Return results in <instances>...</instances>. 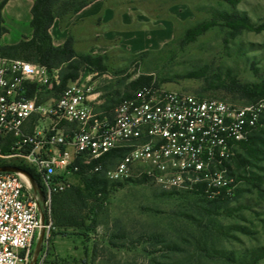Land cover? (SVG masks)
Instances as JSON below:
<instances>
[{"label": "rangeland", "instance_id": "rangeland-1", "mask_svg": "<svg viewBox=\"0 0 264 264\" xmlns=\"http://www.w3.org/2000/svg\"><path fill=\"white\" fill-rule=\"evenodd\" d=\"M110 3L117 19L122 11H132L129 26L116 21L109 29L116 34L133 31L127 39L136 50L122 45L116 34L110 39L94 38L93 24L79 27L69 10L57 11L49 28L53 47H62L68 40L74 51L54 69L60 76L71 70L70 64L77 66L76 78L91 88L94 111L113 108L132 90L130 82L141 75H151L163 90L235 105L253 102L221 85L229 81L225 73L239 84L264 80V31L242 30L232 35L222 25L221 16L233 14L255 25L264 23V0H238L235 5L226 0ZM209 19L219 25L192 42L182 41L187 28ZM138 30L159 33L147 37ZM85 54L103 56L104 70L81 62L78 55ZM202 71L206 78L194 76ZM57 95V90L48 91L41 99ZM261 118L264 120V113ZM254 131L264 139L263 123ZM231 167L236 176L264 177V160L249 161L240 145ZM92 177L106 181L105 193L91 185L88 179ZM136 179L114 182L101 174L69 175L66 188L51 200L52 225L32 264H240L238 255L264 247V193L244 180L238 182V196L233 201L210 205L192 193L168 192ZM261 188L264 191V183ZM64 218H74L75 225H59ZM35 244L36 240L32 249ZM257 264H264V259Z\"/></svg>", "mask_w": 264, "mask_h": 264}, {"label": "built area", "instance_id": "built-area-1", "mask_svg": "<svg viewBox=\"0 0 264 264\" xmlns=\"http://www.w3.org/2000/svg\"><path fill=\"white\" fill-rule=\"evenodd\" d=\"M59 85L56 69L0 54V167L24 164L34 174L0 172V264H30L34 241L49 235L52 197L71 174L232 195L228 166L264 113V99L235 105L163 90L153 80L108 111L93 110L91 88L78 78L42 101Z\"/></svg>", "mask_w": 264, "mask_h": 264}, {"label": "trees", "instance_id": "trees-1", "mask_svg": "<svg viewBox=\"0 0 264 264\" xmlns=\"http://www.w3.org/2000/svg\"><path fill=\"white\" fill-rule=\"evenodd\" d=\"M93 0H33V6L31 8L32 19L30 22L32 28V35L29 39L22 40L14 45L0 46V54L8 58L23 59L26 61L36 62L42 65H45L49 70L54 69L62 62H67L74 55V51L70 46L69 41L67 40L62 47H53L51 44V37L49 34V28L53 19L56 17V12L65 13L66 10L68 14L73 15L77 13L82 7L92 2ZM231 5H235L238 0H226ZM5 0H0V10L3 6ZM223 20V26L230 29L232 35L240 32L242 30L259 33L264 31V23L253 24L248 21L245 17L237 16L233 14H224L221 16ZM1 22V17H0ZM219 25L215 19H209L201 21L194 26L187 28L184 32L182 41L184 43H189L195 40V38L209 28ZM3 29L0 28V31ZM78 58L81 62L87 66L98 70L99 72L104 70L103 56L101 55H78ZM70 71L60 73V85L56 90L63 87L68 80H75L77 77V66L75 64H70ZM196 77H204L207 75L205 71H202L200 74L194 75ZM225 77H229L227 84L223 83L221 87L224 89H229L233 92L240 93L244 95L250 101H258L264 99V80L239 84L228 73H225ZM152 81L151 75H141L132 82H130V87L135 88L138 85L146 84ZM31 95V92H29ZM129 96V92L125 93L121 98H126ZM119 100V101H120ZM263 123L264 120L260 118L259 125ZM240 146H243L245 154L249 161L258 163L264 160V139L262 138L259 132L254 130L248 135L247 140L239 143ZM116 154V153H115ZM19 168L33 174V170L24 165H18ZM229 174L235 177L236 187L233 189V194L229 195L226 189H223L221 193L215 198L202 197L193 192L200 200L206 202L210 205H222L230 201H233L238 196L237 184L239 181L244 180L246 183L257 189L260 193H264L262 190V185L264 183V177L261 176H251L246 178L245 176H236L232 173L231 164L228 166ZM82 173V172H81ZM130 180V179H127ZM136 180H141L143 182H148L146 178L141 177ZM91 185L96 188L98 192H106V181L100 178L92 177L88 179ZM53 198V197H52ZM59 225L73 226L75 225V219L64 218ZM242 230V228H241ZM243 257V258H242ZM236 262L240 264H257L258 261L264 259V247H257L251 250H248L245 256L241 254L238 255Z\"/></svg>", "mask_w": 264, "mask_h": 264}, {"label": "crops", "instance_id": "crops-1", "mask_svg": "<svg viewBox=\"0 0 264 264\" xmlns=\"http://www.w3.org/2000/svg\"><path fill=\"white\" fill-rule=\"evenodd\" d=\"M32 6L33 0H5L0 10V28L3 29L0 31V46L14 45L31 37L32 28L30 22L32 19ZM113 7L110 0H93L73 14L72 21L77 22L79 27L88 23L93 24L94 30L92 35L94 38L110 39L116 34L115 31L109 29L113 23L117 21L122 27H127L133 22L132 11L128 9L122 11L117 19ZM99 28H103V30ZM116 32L122 45L131 50L138 48L131 47L127 39V35L133 31L123 30ZM137 32L147 37L154 33H159L150 31L148 34H145L141 30Z\"/></svg>", "mask_w": 264, "mask_h": 264}, {"label": "water", "instance_id": "water-1", "mask_svg": "<svg viewBox=\"0 0 264 264\" xmlns=\"http://www.w3.org/2000/svg\"><path fill=\"white\" fill-rule=\"evenodd\" d=\"M3 172V171H7V172H15V171H21L19 168L17 167H14V166H2L0 167V172ZM23 173H25L29 179V181L31 182V184H33V179L32 177L27 174L26 172L22 171ZM42 238H43V233L40 234L38 240L36 241V244L34 246V250H33V254H32V258H31V262L30 264L34 263L35 262V259H36V255L38 253V249H39V245L42 241Z\"/></svg>", "mask_w": 264, "mask_h": 264}]
</instances>
